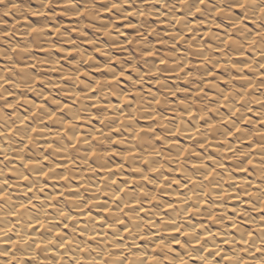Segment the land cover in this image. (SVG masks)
Listing matches in <instances>:
<instances>
[{"label": "bare ground", "instance_id": "obj_1", "mask_svg": "<svg viewBox=\"0 0 264 264\" xmlns=\"http://www.w3.org/2000/svg\"><path fill=\"white\" fill-rule=\"evenodd\" d=\"M50 2L74 34L85 16L104 39L70 45ZM8 11L0 264H264V0H3Z\"/></svg>", "mask_w": 264, "mask_h": 264}, {"label": "rangeland", "instance_id": "obj_2", "mask_svg": "<svg viewBox=\"0 0 264 264\" xmlns=\"http://www.w3.org/2000/svg\"><path fill=\"white\" fill-rule=\"evenodd\" d=\"M2 1L3 0H0V3H2ZM22 1V0H21ZM25 1H27V0H25ZM53 2H50V4L48 5V7L46 8V12H48V13H50V11H51V15L52 16H50V14H48L49 16H50V19H54L55 21H56V23L57 24H59L60 23V29H61V32H63L64 30V32H66V34H64L63 36V38L64 39H66V40H70L68 43L70 44V45H72V44H79V45H83V42H82V39H81V37L83 36H86V37H94V38H96L97 37V39H99L100 37V39H104V37H102V36H100L99 34H97L96 35V31H94L95 29L90 25V23H88L87 21H86V17L85 16H82L81 17V19H80V17L78 18L80 21H81V23H83L82 24V26H81V31H79L78 29V31L77 32H79V35H77L78 33L77 32H75V34L73 33V29L75 30L76 28H74L72 25L73 24H69L70 23V20L69 19H71V18H69L68 19V13L67 12H62V11H60L59 9H57V8H59L60 6V4L59 3H53V5H51ZM29 6L30 7H28V8H35L34 7V5L33 4H29ZM56 6V7H55ZM59 6V7H58ZM17 9L19 10V13H21V14H24V12H26L27 13V17H30V9H28V11H27V7L25 6V8H23V7H17ZM47 9H48V11H47ZM56 9V10H55ZM50 10V11H49ZM53 10V11H52ZM23 12V13H22ZM97 12V11H96ZM4 13L5 12H0V17H5L6 19H10V18H13V14H11L9 11H8V13H5V15H4ZM12 13H13V11H12ZM61 13V14H60ZM64 13H66V14H64ZM11 14V15H10ZM7 15V16H6ZM98 15H99V18H101L102 16L99 14V12H97L96 14H95V11H94V16H96V18H98ZM9 16V17H8ZM12 16V17H11ZM84 18V19H83ZM28 19V18H27ZM52 20H50L51 21V23H53V24H55V21L54 22H52ZM111 20H112V18H111ZM10 20H8V22H9ZM79 21V22H80ZM66 22H68V24L66 23ZM63 23H65V26H64V24ZM86 23V24H85ZM61 24H63V25H61ZM76 24V23H75ZM89 24V25H88ZM15 25V24H14ZM67 25V26H66ZM92 25H94V24H92ZM77 27H79V25L77 24L76 25ZM75 26V27H76ZM91 26V27H90ZM69 27V28H68ZM123 26H120V29L121 30H124V28H122ZM125 27H128V25L126 24V26ZM65 28V29H64ZM71 29V30H70ZM89 29V30H88ZM93 30V32H92V30ZM63 30V31H62ZM68 30H69V32H68ZM70 31H71V33H70ZM63 32V33H64ZM68 32V33H67ZM90 33V34H89ZM86 34V35H85ZM88 34H89V36H88ZM92 35V36H91ZM69 36V37H68ZM100 36V37H99ZM99 37V38H98ZM68 38V39H67ZM55 42L54 43H58V42H60V41H56V40H54ZM97 41V40H96ZM72 42V43H71ZM82 42V43H81ZM81 43V44H80ZM61 44V43H60ZM83 47H85V48H89V47H87V46H83ZM33 51H34V53H35V51H37V49L36 48H34L33 49ZM156 53H161L159 50L157 51H155ZM58 52H55V54H57ZM95 54V55H94ZM93 54V56L95 57V60L98 62V58H99V60L102 58V57H100V56H98V54L97 53H94ZM113 54L115 55V53L114 52H112V56H113ZM155 54V53H154ZM58 55V54H57ZM157 55V54H156ZM160 55V54H159ZM116 56V55H115ZM117 58H119V57H116V59ZM190 59H191V57H189ZM116 59L115 60H113V62L111 63V64H109V66H111L112 64V66L111 67H115V65L114 64H116ZM120 59H121V61H120ZM120 59H118L119 61H120V64H119V67H121L122 69H123V65H125L126 63H128V61L127 60H124V62H123V59L122 58H120ZM127 61V62H126ZM124 64H123V63ZM63 63H65L64 61H63ZM118 63V62H117ZM121 63H122V65H121ZM140 63V61L139 60H136V63L133 65L135 68H136V70H141L142 68H141V64H139ZM136 64H137V66H136ZM131 67L132 66H130V70L128 71V70H124L122 73H124V75L126 74V75H129L130 74V71L131 70H134L135 68L134 67H132L133 69H131ZM116 68V67H115ZM127 68V69H128ZM139 68V69H138ZM84 72L85 73H87L88 74V77L91 79V80H93L94 79V81H99V78H100V81H101V76H99L100 75V73L99 72H96V71H94V70H91L90 68H85L84 69ZM91 72V75L89 74V73ZM122 73H121V75H122ZM217 73V72H216ZM215 72H214V74H216ZM98 75V76H97ZM91 76L93 77V79L91 78ZM95 77V78H94ZM97 78V79H96ZM93 81V82H94ZM143 83H145V82H143ZM232 84H234V85H232ZM235 84L236 83H234V82H229V83H227V84H225V85H223V86H229V87H227L228 89H232L233 87L235 88ZM143 85H146V84H143ZM232 85V86H231ZM237 86V85H236ZM187 89L188 87H186V86H184L183 84H181V82H178V90H180V89ZM204 91H206V89L204 88ZM173 96L176 98V99H182L181 98V96L179 95V93L178 92H175V94H173ZM172 96V97H173ZM248 127V125L247 124H242V126H241V128H247Z\"/></svg>", "mask_w": 264, "mask_h": 264}]
</instances>
